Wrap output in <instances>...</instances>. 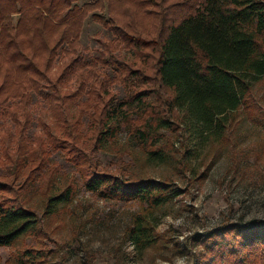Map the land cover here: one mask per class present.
<instances>
[{
    "label": "trees",
    "instance_id": "1",
    "mask_svg": "<svg viewBox=\"0 0 264 264\" xmlns=\"http://www.w3.org/2000/svg\"><path fill=\"white\" fill-rule=\"evenodd\" d=\"M89 14L115 29V41L106 40L85 70L75 72L71 63L55 67L63 45L68 53L79 46ZM100 65L112 68L113 80L125 91L122 100L108 87ZM53 67L56 79L50 76ZM72 74L78 87L63 90ZM263 77L264 0H94L83 5L78 0H0V107L11 99L24 106L35 92L60 109L56 132L39 137L26 148L27 155L20 154V146L15 155L3 147V164L11 165L7 176L0 174V247L41 226L36 206L23 200L16 181L29 179L44 166L46 139L66 149L88 190L158 207L183 192L171 177L126 178L104 166L97 153L124 125L152 158L169 155L179 138V169L185 173L186 128L199 135L217 134L241 113L264 129V110L252 99L254 85ZM73 100L76 110L69 117L65 105ZM133 104L139 105L136 117L120 114L123 106ZM84 116L89 118L86 127ZM66 183L58 194L46 195V213L57 212L72 199L76 185ZM129 229L142 245L160 239L151 234L145 214L135 217ZM197 239L204 252H194L192 264H264V219L228 222ZM42 253L29 248L23 254L31 263H42Z\"/></svg>",
    "mask_w": 264,
    "mask_h": 264
},
{
    "label": "rangeland",
    "instance_id": "2",
    "mask_svg": "<svg viewBox=\"0 0 264 264\" xmlns=\"http://www.w3.org/2000/svg\"><path fill=\"white\" fill-rule=\"evenodd\" d=\"M90 1L94 0H78V4ZM103 13L109 17L106 10ZM115 39L113 27L103 26L89 14L83 23L79 46L68 53L67 45H63L55 67L59 63H71L75 72L85 70L103 49L104 42ZM55 67L50 72L53 79L58 77ZM101 68L109 78L108 87L115 98L122 100L125 91L113 80L112 68ZM62 87L76 90V74L67 76ZM252 94V99L264 110V77L255 83ZM85 98V93L80 96V100ZM57 105L31 92L24 106L18 99H11L0 107V174L7 176L10 172L11 164H3L5 145L12 154L19 146L20 154H26V148L39 137L45 139L48 131L56 132L60 112ZM75 110L74 100L66 102L67 116ZM138 112L139 105L133 104L123 106L120 114L134 118ZM83 121L86 127L89 118L84 116ZM179 140H175V148L170 149L169 155L152 158L122 125L117 138L97 153L104 166L126 178L135 175L160 180L168 176L183 189L168 203L150 208L137 201L103 198L88 190L76 166L67 159L66 149L56 148L46 139L44 166L34 170L29 179L22 177L16 181L22 187L23 200L36 206L41 226L15 244L1 246L0 264H192L194 252H204L197 236L228 222L264 219V129L261 126L238 113L217 134L199 135L186 128L185 173L179 169L182 160ZM71 180L76 185L71 202L55 213H46V195L58 194ZM143 214L151 221V234L159 235L154 245H142L129 233L134 218ZM29 248L34 252L43 250L44 261L29 262L23 254Z\"/></svg>",
    "mask_w": 264,
    "mask_h": 264
}]
</instances>
